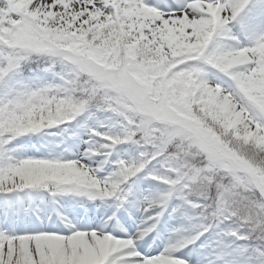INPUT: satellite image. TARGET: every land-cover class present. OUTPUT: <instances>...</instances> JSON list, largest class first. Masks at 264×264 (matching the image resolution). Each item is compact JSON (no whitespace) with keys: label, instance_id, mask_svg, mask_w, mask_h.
<instances>
[{"label":"snow or ice","instance_id":"snow-or-ice-1","mask_svg":"<svg viewBox=\"0 0 264 264\" xmlns=\"http://www.w3.org/2000/svg\"><path fill=\"white\" fill-rule=\"evenodd\" d=\"M0 264H264V0H0Z\"/></svg>","mask_w":264,"mask_h":264}]
</instances>
